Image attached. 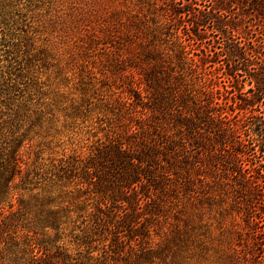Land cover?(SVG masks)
<instances>
[{
	"label": "trees",
	"instance_id": "obj_1",
	"mask_svg": "<svg viewBox=\"0 0 264 264\" xmlns=\"http://www.w3.org/2000/svg\"><path fill=\"white\" fill-rule=\"evenodd\" d=\"M121 5L89 44L123 85L108 137L65 168L82 193L84 239L120 247L150 235V206L194 187L218 209L221 264H264V0ZM15 234L0 233V264L37 261L14 257Z\"/></svg>",
	"mask_w": 264,
	"mask_h": 264
},
{
	"label": "rangeland",
	"instance_id": "obj_2",
	"mask_svg": "<svg viewBox=\"0 0 264 264\" xmlns=\"http://www.w3.org/2000/svg\"><path fill=\"white\" fill-rule=\"evenodd\" d=\"M121 3L0 0V233L14 231V257L35 255L31 264H221L218 209L194 187L148 208L150 235L122 236L120 247L112 236L84 239L82 193L65 168L108 137L123 85L106 78L102 48L89 44Z\"/></svg>",
	"mask_w": 264,
	"mask_h": 264
}]
</instances>
